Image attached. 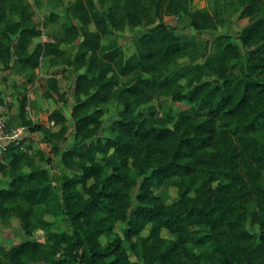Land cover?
Returning <instances> with one entry per match:
<instances>
[{
    "label": "trees",
    "instance_id": "16d2710c",
    "mask_svg": "<svg viewBox=\"0 0 264 264\" xmlns=\"http://www.w3.org/2000/svg\"><path fill=\"white\" fill-rule=\"evenodd\" d=\"M166 1L170 11L184 10L176 0H114L109 8H97L94 0L66 4L67 14L84 27L72 19L62 27L66 33L82 30L80 54L89 55V71L79 73L75 83V142L63 154L64 164L79 166L82 173L65 174L60 185L53 186L47 169L34 168L14 179L10 188L0 189L1 209L8 198L24 201L13 210L25 223L27 234L12 248H0V264H33L36 259L44 264H264V141L254 136L264 127V79L259 77L264 70V0L246 8L250 22L239 34L240 43L220 35L205 62L193 65L178 60L192 39L183 38L163 20ZM187 1L190 9L184 11L194 30L215 27L208 12L193 5L194 0ZM117 11H122L131 27L143 28L129 57L115 41L101 42L113 33ZM59 18L55 11L46 14L43 25L57 23ZM41 33L27 14L24 0H0V63L7 64V69L12 62L33 69L42 53L62 54L53 43H45V48L39 43L30 51L29 40ZM237 60H241L240 73L229 72V64ZM203 68L218 70V80L194 79V75L202 77ZM67 70V66L50 70L48 94L51 89L60 93L55 75ZM131 74L137 83L120 87L121 97L141 93L155 83L172 89L175 99L198 105L205 112L203 117L181 112L169 126L147 123L127 108L109 128L112 134L98 137L101 105L112 97L120 76ZM186 78L188 91L184 92L180 81ZM216 92L218 99H214ZM0 104L4 105L1 88ZM51 119L59 123L65 115L55 111ZM23 125L33 133L42 128L32 119H25ZM19 149L14 145L7 153L11 163L20 158ZM51 152L58 153V147ZM97 153L107 155L111 173L97 161ZM48 161L52 162L51 157ZM6 166L0 161V173ZM174 176L199 186L193 197L187 187L177 201L166 204L152 186ZM89 179L93 181L87 185ZM79 183L86 197L77 188ZM43 203L70 227L52 233L49 241L53 243L47 249L33 239L29 221L33 205ZM116 221L124 223L127 238L138 236L139 261L129 259L118 235L107 245L100 242ZM148 221L153 223L150 235L141 236ZM162 227L176 238L161 237Z\"/></svg>",
    "mask_w": 264,
    "mask_h": 264
},
{
    "label": "rangeland",
    "instance_id": "374dc122",
    "mask_svg": "<svg viewBox=\"0 0 264 264\" xmlns=\"http://www.w3.org/2000/svg\"><path fill=\"white\" fill-rule=\"evenodd\" d=\"M75 0H24L27 7V14H31V19L42 29L40 36L32 37L28 42L30 51L41 43L45 48V43L59 45L62 49L61 55L41 54L39 65L36 68H26L18 63H11L7 69V64L0 63V88L4 90V111L14 125H23L24 120L31 119L30 112L34 121L41 123L42 128L29 134V138L19 149L20 158L11 163L12 157L6 155L3 162L7 165L6 170L0 173V189L10 188L14 179L32 169H47L49 180L53 186H59L61 177L65 174H81L79 166H66L63 160L64 152L75 142V128L72 117V111L77 103L75 93V83L77 75L81 72H88V57H81L80 43L83 40L82 28L78 18L72 17L71 13L66 12V4ZM97 8H109L114 0H94ZM262 0H194L193 5L208 12L214 19L215 27L208 28L202 32H197L192 27L188 12L190 9L187 0H176L177 7L184 10L174 9L170 11L166 8L163 20L174 27L177 32L186 39H192L185 52L178 59L180 63L193 65L203 63L213 53V42L220 35H229L231 40L240 43L239 34L243 27L250 22V17L245 15L248 6L259 5ZM60 13L59 22L51 24V28L45 31L44 18L51 12ZM15 15V14H14ZM76 24L81 29L79 32L66 33L62 23ZM152 25V24H151ZM93 29L94 24H90ZM113 33L110 36L102 38V45H107L115 41L123 50L125 57H129L136 51V38L142 32L143 28H133L123 17L122 11H117L116 20L112 24ZM245 53V50H243ZM67 66L68 70L55 75L60 86V93L53 89L50 94L47 93V78L56 67ZM241 60L233 61L229 64V72L240 73ZM202 77L194 75V79L218 80V70L215 68H203ZM259 77L264 79V70L259 72ZM158 80L155 82L157 83ZM189 80L181 79L180 83L184 86V92L188 91ZM120 84L112 87L113 95L101 105L103 114L100 117L101 128L98 137L103 139L112 134L109 128L113 122L120 117V111L129 109L130 113L141 115L147 123L166 124L171 126L180 113L184 112L196 118H202L205 113L198 105L190 103L187 100L175 99L172 89L155 84L146 87L141 93L136 95L127 92L125 98L119 95L120 87L131 86L137 83L135 74L120 76ZM63 94V96H61ZM218 92L214 99H218ZM30 99V100H29ZM125 99V100H124ZM29 100V101H28ZM24 104V114L21 113V107ZM1 105V104H0ZM55 111H61L65 115L64 121L60 120L55 126H48L47 119L51 118ZM254 136L264 141V127L256 131ZM57 146L58 153H52L51 148ZM107 155L96 154L97 161L105 168L106 173H111L112 169L106 166ZM51 157L52 162L48 161ZM93 179L87 181L89 185ZM200 183V181H199ZM216 184V183H215ZM197 185H190L189 182H183L181 177L174 176L162 180L152 186L153 191L160 196L166 203L171 204L177 201L182 191L189 187V196L195 195ZM80 193L86 197L87 192L83 184L77 185ZM24 205V201L18 198H8L4 201L2 209L0 208V248L10 249L20 243L27 237L25 223L19 215L13 210L17 204ZM251 207L254 209L255 204ZM33 239L40 241L44 248L53 241H49L52 233L62 230H70L69 225L60 218L59 214L48 204L33 205V212L29 218ZM152 222H147L146 226L140 232L141 236H149L152 229ZM124 223L116 221L110 233H104L100 236V242L107 245L116 236L123 240V247L128 253L130 260H140V245L138 236L129 239L123 231ZM160 236L168 241L174 240L175 235L166 227L160 229ZM153 238H151L152 240ZM33 264H44L43 260L36 259Z\"/></svg>",
    "mask_w": 264,
    "mask_h": 264
},
{
    "label": "built area",
    "instance_id": "2783aa9c",
    "mask_svg": "<svg viewBox=\"0 0 264 264\" xmlns=\"http://www.w3.org/2000/svg\"><path fill=\"white\" fill-rule=\"evenodd\" d=\"M4 107V105H0V161H3L12 146L23 148L24 142L29 138V134L33 133L28 125H14L9 116L6 115ZM29 114L34 121L35 119L32 117L31 112ZM47 124L48 126H55L56 121L49 118L47 119Z\"/></svg>",
    "mask_w": 264,
    "mask_h": 264
},
{
    "label": "crops",
    "instance_id": "0c3cea01",
    "mask_svg": "<svg viewBox=\"0 0 264 264\" xmlns=\"http://www.w3.org/2000/svg\"><path fill=\"white\" fill-rule=\"evenodd\" d=\"M51 24L53 25L54 23H50L46 28H45V31L46 30H49L51 28ZM47 32V31H46Z\"/></svg>",
    "mask_w": 264,
    "mask_h": 264
}]
</instances>
